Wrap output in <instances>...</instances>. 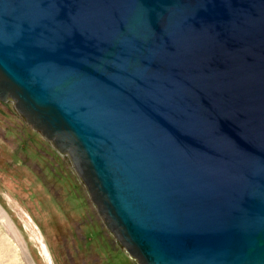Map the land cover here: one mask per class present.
Returning <instances> with one entry per match:
<instances>
[{"label": "water", "instance_id": "1", "mask_svg": "<svg viewBox=\"0 0 264 264\" xmlns=\"http://www.w3.org/2000/svg\"><path fill=\"white\" fill-rule=\"evenodd\" d=\"M0 101L137 264H264V0H0Z\"/></svg>", "mask_w": 264, "mask_h": 264}, {"label": "rangeland", "instance_id": "2", "mask_svg": "<svg viewBox=\"0 0 264 264\" xmlns=\"http://www.w3.org/2000/svg\"><path fill=\"white\" fill-rule=\"evenodd\" d=\"M0 264H135L66 159L0 101Z\"/></svg>", "mask_w": 264, "mask_h": 264}, {"label": "bare ground", "instance_id": "3", "mask_svg": "<svg viewBox=\"0 0 264 264\" xmlns=\"http://www.w3.org/2000/svg\"><path fill=\"white\" fill-rule=\"evenodd\" d=\"M7 102V101H6ZM10 102V101H9ZM11 103V102H10ZM12 106V105H11ZM14 110V109H13ZM16 113V112H15ZM17 114V113H16ZM18 115V114H17ZM19 116V115H18ZM26 123V122H25ZM27 124V123H26ZM28 125V124H27ZM80 181V180H79ZM81 182V181H80ZM81 184L83 185V187H84V190H85V186H84V184L81 182ZM85 192H86V190H85ZM86 194H87V192H86ZM89 200H90V198H89ZM90 203L92 204V202H91V200H90ZM92 206L94 207V205L92 204ZM95 208V207H94ZM4 211H2V210H0V221L2 222V224L5 226V228L7 229V231L9 232V233H11L12 235H13V237L18 241V242H21L20 240H19V237H18V234H17V232L15 231V228L13 227V225L11 224V222L9 221V219L7 218V216L3 213ZM101 218V217H100ZM102 221V220H101ZM103 223V222H102ZM104 225V224H103ZM114 240H115V238H114ZM116 241V240H115ZM117 243V242H116ZM121 248V247H120ZM124 251V250H123ZM131 258V257H130ZM132 259V258H131ZM133 260V262L135 263V264H137L136 262H135V260L134 259H132Z\"/></svg>", "mask_w": 264, "mask_h": 264}, {"label": "trees", "instance_id": "4", "mask_svg": "<svg viewBox=\"0 0 264 264\" xmlns=\"http://www.w3.org/2000/svg\"><path fill=\"white\" fill-rule=\"evenodd\" d=\"M3 102H6V101H3ZM56 151V150H55ZM57 152V151H56ZM58 153V152H57Z\"/></svg>", "mask_w": 264, "mask_h": 264}, {"label": "flooded vegetation", "instance_id": "5", "mask_svg": "<svg viewBox=\"0 0 264 264\" xmlns=\"http://www.w3.org/2000/svg\"><path fill=\"white\" fill-rule=\"evenodd\" d=\"M76 175V174H75Z\"/></svg>", "mask_w": 264, "mask_h": 264}]
</instances>
